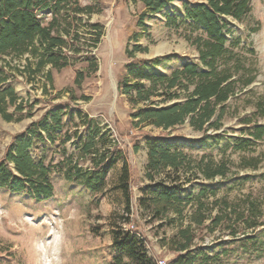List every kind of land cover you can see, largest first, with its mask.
<instances>
[{"label": "rangeland", "instance_id": "374dc122", "mask_svg": "<svg viewBox=\"0 0 264 264\" xmlns=\"http://www.w3.org/2000/svg\"><path fill=\"white\" fill-rule=\"evenodd\" d=\"M76 2L80 7L90 6L91 13L73 16L70 11L68 16L64 12L57 16V30L65 41L62 53L69 67L57 70L44 64L37 70L40 56H0V73L6 77L0 92L10 87L15 95L14 104L6 98L4 105L5 114L11 115L12 120H5L0 112V160L15 145L14 137L24 136L25 129L42 114L65 110L68 113L62 117L63 128L58 133L63 136L67 132L71 139L61 138L48 150H43L40 143L35 144L28 149L33 160L38 163L43 157L47 166L70 154L81 157L79 150L89 140L85 126L92 123L90 126H97L99 133L91 152L108 150L120 154L117 166L105 177V185L115 183L122 163L130 173L129 194L133 204L145 184V141L151 138L166 141L171 152H181L188 160L179 173L154 176L175 178L182 186L180 198L182 204L187 202L184 217L180 221L173 213L170 216L177 218L176 222L157 224L149 220L147 213L140 212L132 219L129 216L128 223L134 225L132 232L149 239L163 234L174 236L188 224L187 216L197 203L198 191L204 189L205 195L200 200L208 218L202 226L194 227L196 238L188 251L189 264H264V137L242 150L233 147L239 140H250L248 134L255 125L264 126V115L260 116L258 110V104L264 106V0H251L249 12L239 22L223 18L228 30L227 52L219 60V66L232 69L238 62L241 69L233 79L249 76L253 81L248 86L236 83L234 95L219 117V128L211 129L206 124L205 132L193 129L189 119L165 132L139 123L140 112L183 102L184 92L179 93L178 99L151 96L148 101L136 103V90H131L130 95L120 93L128 67L138 59L157 61L151 73L165 76H170L182 63L197 60L194 40L206 36L202 28L183 19V4L192 7L202 2L170 0L160 13L147 16L141 25L137 23L143 11L139 0ZM37 15L43 25L52 16L50 11ZM26 66L28 71L24 70ZM128 80L134 82L132 78ZM141 84L140 90L150 87L149 81ZM192 89L193 85L187 92ZM19 104L22 109L17 112ZM216 116L217 113L211 122ZM61 146L65 148V156ZM91 158V154L87 155L78 164L83 169L91 168ZM209 162L213 168L223 164L225 175L204 178L198 165ZM5 165L10 172L14 171L12 163ZM49 178L53 194L48 198L36 197L26 190L12 193L0 188V264H113L115 258L129 262L126 255L112 248V222H121L124 208L119 206L109 215L105 206L109 204L100 200L102 191L91 195L85 187L64 181L52 168ZM123 199L122 196V202ZM250 207H254L251 212ZM231 210H235L229 215L231 220L236 213H243L260 225L248 228L244 221L235 224L227 217L210 229L214 216L222 217ZM176 258L170 250L156 255V259H163L166 264Z\"/></svg>", "mask_w": 264, "mask_h": 264}, {"label": "trees", "instance_id": "16d2710c", "mask_svg": "<svg viewBox=\"0 0 264 264\" xmlns=\"http://www.w3.org/2000/svg\"><path fill=\"white\" fill-rule=\"evenodd\" d=\"M139 1L143 5V11L138 16V25H141L147 16L160 13L170 2V0ZM199 1L202 3H196L192 7L187 3L183 4V19L202 28L206 36L205 39L198 37L194 40L198 52L195 62L182 63L180 68L174 70L170 76L151 73L157 66V61L153 62L151 59H138L128 67L120 93L130 95L131 90H136L135 103L148 101L151 96H168V100L178 99L180 92L185 93L183 102L140 112L137 116L139 123L152 125L165 131L183 124L186 119H189L190 126L195 130L205 132L206 124L209 128L217 130L219 117L223 115L229 99L234 95L236 83L241 82L242 86H248L253 81V78L249 76H245V78L238 76L236 80L233 79L241 69L238 62L233 64L232 69L227 66L224 68L219 66V60L227 52L225 44L227 43L228 30L227 23L223 18L230 17L235 21H241L250 10L251 0ZM76 3V0H0V56L7 54H14L18 57L25 54H31L33 57L40 56L37 70L44 64H49L57 70L69 67L62 53L65 41L57 30L59 28L57 16L62 15V12L68 16L70 11L73 16L82 12L91 13L90 6L80 7ZM43 11H50L52 15L46 25L42 24L41 17L37 15ZM226 64L227 61L224 62V65ZM24 70L28 71V67L26 66ZM47 78L51 79L49 74ZM128 78H132L134 82L130 83ZM5 81L6 77L0 73V85ZM141 81H149L150 87L140 90ZM191 85H193V89L191 92H187ZM173 90L174 92H172ZM6 98L9 99L10 104H14V90L10 87L4 92H0V112L5 120L10 121L12 116L5 114L4 111ZM263 107L258 104L260 116L264 115ZM21 109L22 106L19 104L15 111L18 112ZM66 113L68 112L61 109L48 110L25 129L24 136L18 134L14 137L15 145L0 160V188H7L12 193L26 190L36 197L48 198L53 194V185L49 178L52 168L59 173L64 181L85 187V190L91 195L103 190L105 177L120 159V154L114 155L108 150L91 152L95 136L99 133L97 126H90L92 123L85 126L89 133V140L79 150L82 153L81 157H74L73 154L65 156V148L61 146L60 151L65 157L54 165L46 166L43 157L36 163L28 152V149L37 143L43 145V150H48L61 138L63 141L71 139L67 132L63 136L58 133L63 128L61 119ZM216 113V120L211 122ZM246 123L249 125L251 122ZM248 136L250 140H239L234 143V149L242 150L247 144L261 140L264 137V126L255 125L249 131ZM146 143L149 148L148 168L157 171L159 166H169L176 171L183 165L182 153L176 150L171 152L166 142H159L157 139L151 138ZM134 149L137 150L136 147ZM90 154L92 155V167L83 169L78 164V160ZM5 162L12 163L13 172L7 169ZM248 167L255 168V165L248 164ZM198 168L206 179L222 177L226 173L223 164L213 168L210 162L205 165L200 163ZM129 177V171L123 166L118 178V188L122 191L124 198V214L120 223L112 222V248L118 253L126 255L129 262L115 258L113 264H156L155 259L147 254L146 241L140 236L137 237L134 232L122 228L130 221L129 216L131 215ZM176 182L175 178L171 179L169 185L160 181L149 196L144 195L139 200L141 207L146 210L152 209L153 213L149 220H154L168 212H173L180 221L182 220L184 217L183 208L187 202L182 204L180 198L183 193V191L181 192L182 186ZM204 195V189L198 191L197 203L191 214L187 216L188 224L180 228L169 239L167 250L173 251L177 257L171 264H189L188 251L196 238L194 227L202 226L208 218L205 214V205L200 200ZM225 208L227 209V207L222 209L225 210ZM222 209L220 208V211ZM253 210L254 207L248 208L250 212ZM230 213H235V210L225 213L222 217H220L221 214L214 216L210 229L219 225L222 219H227V217L235 224L244 221L248 228L260 225L250 221L249 217H244L243 213H236L235 218L231 220Z\"/></svg>", "mask_w": 264, "mask_h": 264}, {"label": "crops", "instance_id": "0c3cea01", "mask_svg": "<svg viewBox=\"0 0 264 264\" xmlns=\"http://www.w3.org/2000/svg\"><path fill=\"white\" fill-rule=\"evenodd\" d=\"M168 130H170V129H168ZM165 131H167V130H165ZM146 142L147 141H145V145H144V149L146 150V157H145L144 165H143V173L145 176V178H144L145 182L144 183L145 184L143 185V187H141L139 189L140 190L139 193H141V194H139L138 196L136 195L134 197L133 204L131 203V209L133 210L131 213V219H132L133 215L138 216L140 212L147 213L148 218L150 219V216H152V213H153L152 209L146 210L139 205V200H140L139 198L143 197L142 193L145 196H149L151 191L154 189L156 184L158 182H160V180L162 182H164L165 185L171 184L172 178L171 179H167V178L165 179L166 175L170 174L171 172H173L174 174L179 173V171H181L182 166L188 160L185 156H183V153H182V156L184 157V162H183V165L178 168V170L175 171L173 168H171L169 166H165V167L159 166L158 167L159 169L157 171L152 170L151 168H148V162H149L148 151H149V148H148ZM166 144L169 146L168 142H166ZM119 160L117 161V163L119 162ZM115 166H117V164ZM112 169H113V167H112ZM112 169L110 171H112ZM121 169H122V163L120 165V168L118 169L117 178L115 180V183L112 186H109L106 184L102 190V193H101V199L100 200L103 201V204H105L106 202L109 204V205H105L106 208L109 210V215L119 206L122 209L124 208V203H123L124 199L122 202V196H123L122 191L118 188V178H119V175L121 173ZM110 171L108 173H110ZM154 174H156V176L163 174V175H165V177L164 178L159 177L158 179H156ZM130 181H131V178L129 177V186H130ZM106 187H109V188L107 189ZM129 192H130V190H129ZM131 201L132 200L130 197V202ZM170 214H173V212H168L165 215H163V216L161 215L160 217H158L152 221H156L157 224H162V223L165 224L167 222H169V223L176 222L177 218H172V216H170ZM141 237L143 240L146 241L145 245H146L148 256L152 257L153 259H155V261H157L158 259H156V255L167 250L169 239L172 238L173 236L171 235V236L166 237L165 234H163L162 236H157V237L155 236L153 238L151 237L150 239L148 237H145L144 235H141ZM163 240H165V241H163Z\"/></svg>", "mask_w": 264, "mask_h": 264}, {"label": "built area", "instance_id": "2783aa9c", "mask_svg": "<svg viewBox=\"0 0 264 264\" xmlns=\"http://www.w3.org/2000/svg\"><path fill=\"white\" fill-rule=\"evenodd\" d=\"M124 229L131 232L134 229V225L133 224L131 225V223L126 224V226H124ZM136 236L139 237L138 234H136ZM156 264H166V263L165 260L160 259L156 261Z\"/></svg>", "mask_w": 264, "mask_h": 264}]
</instances>
